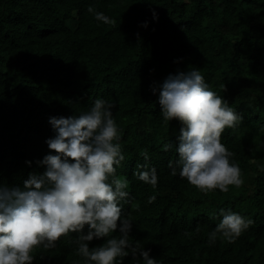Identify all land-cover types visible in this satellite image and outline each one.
<instances>
[{"label": "trees", "instance_id": "1", "mask_svg": "<svg viewBox=\"0 0 264 264\" xmlns=\"http://www.w3.org/2000/svg\"><path fill=\"white\" fill-rule=\"evenodd\" d=\"M193 69L242 117L222 136L245 181L227 193L205 195L169 168L182 125L164 121L153 88ZM97 98L114 105L121 130L125 159L116 174L129 181L121 204L133 245L158 264H264V0H0V184L22 187L43 173L37 161L56 154L46 143L56 135L50 117L79 115ZM152 167L155 189L135 175ZM221 209L254 223L234 243L210 244ZM78 235L35 249L33 264H86ZM117 264L143 260L129 254Z\"/></svg>", "mask_w": 264, "mask_h": 264}, {"label": "clouds", "instance_id": "2", "mask_svg": "<svg viewBox=\"0 0 264 264\" xmlns=\"http://www.w3.org/2000/svg\"><path fill=\"white\" fill-rule=\"evenodd\" d=\"M87 11L96 20L115 25V20L93 7ZM153 16H157L155 11ZM156 91L164 121L178 120L182 125L178 160L175 166L169 162L171 174L175 176L179 167L180 177L205 195L217 189L227 193L229 186L242 187L241 168L232 160L235 153L222 143L225 130L238 127L242 117L210 90L201 71L170 74L153 88ZM113 107L97 98L79 115L50 117L56 135L46 143L56 154L37 161L46 170L30 173L22 187L0 184V264H33L35 249L55 248L62 237L72 233L79 234L77 255L86 264H117L118 258L129 254L133 259L142 258L143 264H158L150 250L129 240L133 221L121 204L129 198V181L116 174L125 156ZM170 148V144L164 145V150ZM141 155L145 161L149 159L147 151ZM138 167L147 169V165ZM135 175L153 189L158 185L155 167ZM155 200L152 195L148 203ZM220 215L222 219L209 234L210 244L218 237L234 243L254 223L231 210L221 209ZM99 239L106 242L90 248V242Z\"/></svg>", "mask_w": 264, "mask_h": 264}]
</instances>
